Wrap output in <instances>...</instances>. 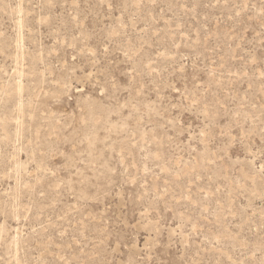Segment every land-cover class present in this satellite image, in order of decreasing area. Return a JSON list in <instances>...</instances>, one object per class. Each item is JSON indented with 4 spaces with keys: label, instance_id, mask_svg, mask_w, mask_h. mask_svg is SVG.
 Listing matches in <instances>:
<instances>
[{
    "label": "rangeland",
    "instance_id": "374dc122",
    "mask_svg": "<svg viewBox=\"0 0 264 264\" xmlns=\"http://www.w3.org/2000/svg\"><path fill=\"white\" fill-rule=\"evenodd\" d=\"M0 264H264V0H0Z\"/></svg>",
    "mask_w": 264,
    "mask_h": 264
}]
</instances>
